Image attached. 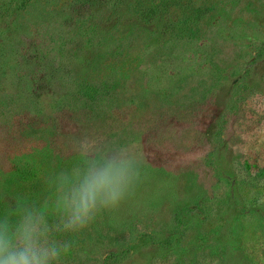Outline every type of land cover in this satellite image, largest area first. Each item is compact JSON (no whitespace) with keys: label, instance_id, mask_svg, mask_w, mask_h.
<instances>
[{"label":"rangeland","instance_id":"rangeland-1","mask_svg":"<svg viewBox=\"0 0 264 264\" xmlns=\"http://www.w3.org/2000/svg\"><path fill=\"white\" fill-rule=\"evenodd\" d=\"M160 1L0 0V211L88 136L141 175L63 264H264V0Z\"/></svg>","mask_w":264,"mask_h":264},{"label":"clouds","instance_id":"clouds-1","mask_svg":"<svg viewBox=\"0 0 264 264\" xmlns=\"http://www.w3.org/2000/svg\"><path fill=\"white\" fill-rule=\"evenodd\" d=\"M74 152L69 167L46 178L47 195L40 204L21 197L0 211V264H63L72 241L54 234L88 229L98 215L117 208L134 191L141 159L132 146L84 136Z\"/></svg>","mask_w":264,"mask_h":264},{"label":"trees","instance_id":"trees-1","mask_svg":"<svg viewBox=\"0 0 264 264\" xmlns=\"http://www.w3.org/2000/svg\"><path fill=\"white\" fill-rule=\"evenodd\" d=\"M175 1H179V0H161L160 2L164 3V6H170L172 3H174ZM160 3V4H161ZM184 3H182L183 5ZM184 8H186V5L184 6ZM160 11V8H159V5H155V7H153L151 10H149L146 14H145V18L146 19H149V18H152L154 17L156 14H158V12ZM195 18H198L200 17V14L197 13V15L194 16Z\"/></svg>","mask_w":264,"mask_h":264}]
</instances>
